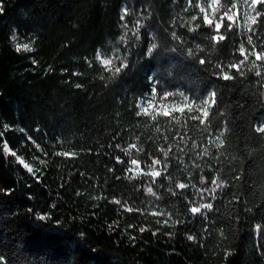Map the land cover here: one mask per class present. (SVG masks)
I'll use <instances>...</instances> for the list:
<instances>
[{
	"label": "trees",
	"instance_id": "obj_1",
	"mask_svg": "<svg viewBox=\"0 0 264 264\" xmlns=\"http://www.w3.org/2000/svg\"><path fill=\"white\" fill-rule=\"evenodd\" d=\"M2 3L0 132L4 135L0 145L6 140L39 171L29 174L0 147V264H264L258 249L264 242L254 233L256 224H264V139L251 128L264 114V89L256 85L252 73L243 81L216 79L211 66L201 65L197 56L188 54L190 49L171 40L170 33L175 30L193 47L205 45L213 61H231L240 36L228 33L229 40L213 48L212 32L202 17L194 22L200 25L195 32L180 27L181 18L192 23L190 17L196 13L184 10L186 0ZM125 4L137 10L135 16L126 17L129 29L137 17L147 27L141 29L138 44L129 33V67L111 78L95 54L100 49L111 55L114 46L123 53L117 41L123 31L120 15ZM142 6L145 11L141 13ZM13 29L22 40H35L34 52H15L9 39ZM153 34L157 47L148 54ZM153 80L159 90L193 97L218 90L222 115L216 116L214 126L220 128L227 117L230 132L225 133V147H211V154L200 160L194 155L199 149H191V144L206 143L207 134L202 137L196 121L179 113L156 121L137 117V98L150 91ZM177 133H187V146ZM131 143L143 148L138 158L148 163L149 155L163 160L160 148L172 147L167 171L151 185L161 196L159 201L146 195L150 178H126L135 169L126 171L131 167L130 157L117 145L123 148ZM57 152L74 155L58 156ZM136 155L133 150L132 156ZM116 157L123 163H117ZM194 164L204 165L209 183L214 171L222 167L220 175L230 184L215 201L208 198L214 207L207 219L188 211L196 189L174 187L189 179L201 187L200 170ZM233 168L244 169L242 181L235 186ZM141 169L147 171L143 163ZM169 186L176 196L168 191ZM245 200L251 211L245 210ZM149 201L170 212L172 220L164 224L166 216L153 217ZM125 204L133 211H126ZM36 212L52 218L39 221ZM141 228L146 230L141 232ZM189 235L195 239L189 241ZM225 250L232 253L227 259Z\"/></svg>",
	"mask_w": 264,
	"mask_h": 264
},
{
	"label": "snow or ice",
	"instance_id": "obj_2",
	"mask_svg": "<svg viewBox=\"0 0 264 264\" xmlns=\"http://www.w3.org/2000/svg\"><path fill=\"white\" fill-rule=\"evenodd\" d=\"M241 6L244 9L242 14L240 10ZM189 9L196 10V13L190 17V22L192 23H188L184 18H181L179 22L180 27H187L189 32H195L200 28V25L194 24V22L202 17L203 25L212 32L210 35V41L213 48H216L217 46L223 44L226 40H229L228 33L240 36L239 43L235 44L231 53V61H225L223 59L213 61L207 54L205 45L196 43L193 47L181 36L177 35L175 30L170 33L171 40L177 45L184 46L186 50L190 49L188 54L191 56H197L198 62L201 65H210L216 79L226 82L235 81L237 79L243 81L246 79L247 73H252L256 77V85L264 89V0H242V3L241 0H186V7L184 10L188 11ZM139 11L141 13L145 11L143 6ZM136 12L137 10L135 9V6H129V4H125L121 11L120 26L123 31L117 43L123 47V53L121 47L116 46L113 47L111 55L103 53L100 49H97L96 51V61L99 62L106 72L111 74V78L119 76L129 67V33L131 32V35L135 37L136 43L138 44L141 39V29L147 27V24L142 22L141 17H137L132 25V28L129 29L126 17L129 15L135 16ZM3 13L4 4L2 3V0H0V14ZM9 39L17 54L32 53L35 51V48L33 47L35 40H22L15 29H13ZM156 47L157 43L155 42V34H153V38L146 50V53L150 54L154 49H156ZM236 57H239V59ZM33 64H36L35 60H33ZM150 83L152 84L150 91L137 98V102L135 104L137 117L144 116L150 118L152 121H156L158 117L172 119L174 118V114L179 113L186 119L196 121L197 127L201 128L202 137L204 133L207 134L206 137H204L206 143L198 145L195 141H193L191 144V149H199V151L194 152V155L200 160H203L205 156H209L211 154V147H215L217 150L225 147V133L230 132L227 117H225L220 128H215L214 126L216 116L222 115V113L218 111V90L212 89L204 97H193L186 95L183 92L162 93L154 80L150 81ZM76 87L79 88L81 85L77 84ZM193 112L195 113L194 115L192 114ZM177 123H181V121L177 120ZM251 128L252 132L255 133L256 136L264 139V114L256 118ZM4 129L8 130L9 125L5 124ZM156 130L159 131V127H157ZM20 131H23V129ZM3 135L4 133L0 132V137H3ZM177 135L179 136L180 142H184L185 146H187V133H177ZM28 139L31 140V137H28ZM164 139L167 140V137H164ZM33 143L35 144V141H33ZM0 147H2L5 156L10 155L14 157L15 161L29 174L35 176L39 171V169L35 168V166L29 163L23 156L18 155L16 151L12 150L6 140H4ZM117 147L130 157L131 167L126 171L133 172V169H135V173L126 178L132 180L139 177L150 178L151 183H149L145 188L146 195L152 196L156 201H159L161 196L153 191V187L151 185L156 183L157 178L161 177L162 172L167 171L169 155L172 151L171 145H169L167 149L163 147L160 148L164 157L163 160L153 158L149 155L148 159L151 161L150 163H148L147 160L141 161L138 158L139 154L143 152V148L138 147L136 143H131L127 147L123 148L120 145H117ZM177 147L181 153L184 152V148H179V143L177 144ZM36 148L38 151L44 152L39 144H36ZM133 150L136 151V156H132ZM44 154L47 155V153ZM55 155L70 156L74 154L68 152H57ZM33 159L39 158L33 157ZM116 160L117 163H123L120 157H116ZM39 163L43 165L45 161L41 159L39 160ZM142 163L147 167V171H143L141 169ZM194 167L200 170L199 185L201 187L197 188L191 179H189L188 182H177L174 187L176 189L184 190L191 186L196 189L194 198L188 202V211L193 217L201 215L207 219L208 212H212L214 207L213 203L210 202L208 198L210 197L211 201H215L217 199V194H223L224 190L227 189L230 184L228 180L222 178L220 175V172L223 170L222 167L214 171V175L211 178L210 183L207 177L203 174L204 165L194 164ZM209 167L212 168L213 166L209 165ZM233 171L235 172V175L232 177V186H235V182L242 181L244 169L240 168L237 170L233 168ZM188 176L190 178L192 176L190 171L188 172ZM4 191L6 194H10V191L8 190ZM168 191L171 192L172 196L177 195L171 186H169ZM233 197L237 201L240 199L239 195L236 193H233ZM99 198L100 197H93V199ZM113 202L117 204L120 203L119 200H114ZM244 203L246 205L245 210L251 211V208L247 207L246 200ZM149 204H151L153 208L150 213L153 217L166 216L167 219L163 221L164 224H167L170 220H172L171 213L166 209L161 208L152 201H149ZM51 207L55 208L56 205L52 204ZM124 207L126 211H133V208L128 207L126 204ZM29 211L32 210L29 209ZM34 215L39 221L51 220L52 218L51 214H41L36 212ZM157 222L160 223V221ZM176 222L180 221H173V223ZM145 230V228L140 229L141 232ZM254 233L258 241L264 242V224H256L254 226ZM155 234L156 233L153 232V235ZM132 239L134 240L135 237H132ZM187 239L192 241L195 237L193 235H189ZM258 249L260 250V255L264 256V243L258 244ZM231 254L232 253L230 251L225 250V259H227V257Z\"/></svg>",
	"mask_w": 264,
	"mask_h": 264
},
{
	"label": "rangeland",
	"instance_id": "obj_3",
	"mask_svg": "<svg viewBox=\"0 0 264 264\" xmlns=\"http://www.w3.org/2000/svg\"><path fill=\"white\" fill-rule=\"evenodd\" d=\"M241 3H242V0H241ZM241 14H242V12H243V7L241 6ZM160 92H162V93H178V92H170V91H167V90H164V89H162V90H160ZM168 102H170V101H168Z\"/></svg>",
	"mask_w": 264,
	"mask_h": 264
}]
</instances>
